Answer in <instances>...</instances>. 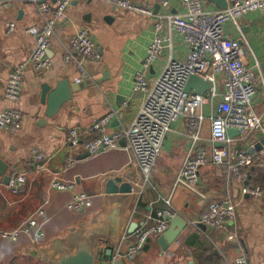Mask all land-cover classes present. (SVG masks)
<instances>
[{"label":"crops","instance_id":"crops-1","mask_svg":"<svg viewBox=\"0 0 264 264\" xmlns=\"http://www.w3.org/2000/svg\"><path fill=\"white\" fill-rule=\"evenodd\" d=\"M6 1L10 6L0 11V114L7 108L17 109L22 115V127L18 131H0V158L9 165L5 175H0V230L16 229L45 201L48 200L49 204L43 242L34 245L30 234L22 235L15 242L0 239V264H46L25 251L29 247L49 246L57 237L67 235L72 227L89 221L105 209L109 200L106 183L110 178L119 184L131 183L133 186L130 221L140 224L157 211L170 210L174 216L169 227L177 215L188 223L166 250L159 243V238L152 237L134 259L121 257L119 264H232L239 256L247 258L250 264H264V194L253 196L243 190L247 185L256 187L251 180V171L256 166L264 170V161L246 169L242 179L232 177L226 166H203L198 192H194L178 183L179 173L192 146L194 129L189 118H181L171 124L156 166L145 185L126 138L119 141L116 149L97 156H92L85 149L84 140L79 145L67 142L73 128L80 131L89 129L111 111L116 114L106 126V133L129 128L133 123L144 102V95L135 92V74L144 69L147 47L156 35V19L118 9L103 1L73 0L64 19L57 24L51 41L49 56L52 67L39 71L29 63L35 39L26 30L32 25L42 24V16L30 0H0ZM50 1L55 6V2ZM131 1L147 4L156 13L184 12L179 0ZM224 1L228 7L235 0ZM165 2H168L167 6H164ZM202 2L208 11L219 9L212 0ZM11 23H15L16 29L8 33ZM84 27L90 30L101 58L85 61L89 76L82 83H77L79 73L66 63L65 56L74 36ZM162 33L171 35L173 57L185 61L189 48L180 35L168 29ZM225 35L240 41L246 64L264 74V10L247 13L236 22H227ZM170 54L167 51L153 67L144 70L150 82L161 74ZM22 64L26 67L21 97L17 102H9L5 97L7 79L12 69ZM217 79L221 92L223 76L219 75ZM62 81H68V88H73L71 99L50 117L48 96ZM65 95H70L69 90ZM253 103L257 113L264 116L263 91L255 95ZM213 112V103L210 102L200 110L204 118L199 147L207 150L212 149L210 116ZM263 140L264 134L254 132L239 145L250 149ZM35 150L49 159L44 172H34ZM69 159L74 161L70 167ZM58 171H61L63 179L75 183L72 191L49 188L53 173ZM21 174L26 175L27 182L23 188H16L11 182ZM77 193L91 195L93 205L79 212L68 210L67 203ZM227 198L236 204V218L230 220L224 229H204L197 224L211 202ZM230 237L236 240L231 241ZM132 242L133 237L126 234L113 256L105 257L106 264L112 263L118 251L124 254ZM100 249L106 256L109 245L102 242Z\"/></svg>","mask_w":264,"mask_h":264},{"label":"built area","instance_id":"built-area-1","mask_svg":"<svg viewBox=\"0 0 264 264\" xmlns=\"http://www.w3.org/2000/svg\"><path fill=\"white\" fill-rule=\"evenodd\" d=\"M41 16L42 24L32 25L26 32L34 37L35 48L29 63L39 71L52 67L49 56L51 41L56 34V26L64 19L66 10L73 0H30ZM114 5L118 9L131 11L146 17H154L156 35L147 47V56L143 68L135 74V92L144 95V102L135 120L129 128L115 133L105 132L106 126L116 114L111 111L99 118L89 129L80 131L73 128L67 142L83 146L92 155L97 156L118 147L121 139L126 138L128 148L132 150L135 165L141 170L145 183L149 182L150 173L155 168L163 147L164 139L171 129V124L181 118L192 120V146L178 176V183L187 189L198 192L200 170L203 166H226L229 174L235 179H242L245 170L259 161H264V146L261 150L240 146L247 136L254 132L264 134V116L254 109V97L259 91L264 93V74L250 67L243 59V46L240 41L225 35V24L238 21L243 15L264 10V0H235L226 9L208 11L202 0H179L184 12L177 14L156 13L147 4H138L131 0H98ZM168 2L164 3L167 6ZM9 2H0V11L9 7ZM15 23H11L8 33L14 32ZM176 31L188 46V57L185 61L177 60L172 54V38L166 31ZM167 51L171 54L161 74L150 82L144 73L150 69ZM101 58L99 47L88 28H81L74 36L65 61L74 66L79 73L77 83L88 78L85 61H96ZM26 64L12 69L7 79L5 97L9 102H17L22 94L23 78ZM222 75L223 91L218 76ZM191 76H197L212 84L205 95L188 93L186 84ZM213 103L214 112L211 120V150L199 147L202 120L200 110L208 103ZM22 127V115L17 109L7 108L0 114V131H18ZM229 130L239 133L230 137ZM91 136L93 139L86 140ZM34 172L41 173L47 169L49 159L38 150L34 151ZM74 161L69 159L68 166ZM25 174L19 175L11 184L20 188L26 184ZM143 185V186H144ZM49 188L61 191H72L75 183L62 178L61 171L53 173ZM245 193L253 196L264 194L260 187L247 185ZM49 201L33 212L24 223L12 231L0 230V239L18 241L22 235H33L34 245H39L46 237L44 225L48 222L47 205ZM93 205L92 196L77 193L67 203V209L74 212L83 211ZM173 211L160 210L149 215L138 225L131 237L133 242L122 254L118 251L111 264L118 263L121 257L134 259L140 254L148 240L163 235L173 217ZM236 218V204L230 199L211 202L201 214L198 225L204 224L213 229H224L230 220ZM231 241L236 240L230 237ZM232 264H250L244 256L235 258Z\"/></svg>","mask_w":264,"mask_h":264},{"label":"water","instance_id":"water-1","mask_svg":"<svg viewBox=\"0 0 264 264\" xmlns=\"http://www.w3.org/2000/svg\"><path fill=\"white\" fill-rule=\"evenodd\" d=\"M219 7L218 10L227 8L224 0H212ZM68 81L58 84L55 91L48 96L50 111L48 116H53L61 106L71 99L73 88ZM212 88V84L197 76H191L186 84L185 90L188 93L205 95ZM70 95H65L68 92ZM236 130H229L230 137L237 135ZM264 140L256 147L249 149L261 150ZM9 165L0 158V175H5ZM6 179L8 177L6 176ZM133 186L131 183H122L113 178L106 183V194L108 204L105 209L94 215L89 221L81 222L77 227H72L70 232L54 239L46 247H29L25 253L46 264H106L105 257H112L116 252L126 234H133L138 227V222L130 221V204L132 202ZM187 221L181 216H175L169 229L159 237V243L164 250L177 240L181 232L187 226ZM201 227L207 229L206 225ZM109 245L108 251L103 255L100 249L101 243ZM119 264V263H118Z\"/></svg>","mask_w":264,"mask_h":264},{"label":"trees","instance_id":"trees-1","mask_svg":"<svg viewBox=\"0 0 264 264\" xmlns=\"http://www.w3.org/2000/svg\"><path fill=\"white\" fill-rule=\"evenodd\" d=\"M253 170L254 171H251V180L254 186L260 187L264 191V170L257 166Z\"/></svg>","mask_w":264,"mask_h":264}]
</instances>
